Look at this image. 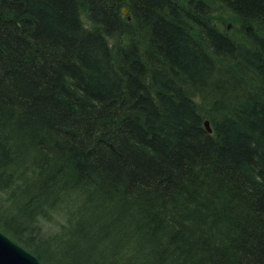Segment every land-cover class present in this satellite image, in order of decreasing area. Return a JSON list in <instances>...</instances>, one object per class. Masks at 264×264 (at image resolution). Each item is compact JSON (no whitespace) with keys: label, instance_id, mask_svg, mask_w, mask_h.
<instances>
[{"label":"trees","instance_id":"trees-1","mask_svg":"<svg viewBox=\"0 0 264 264\" xmlns=\"http://www.w3.org/2000/svg\"><path fill=\"white\" fill-rule=\"evenodd\" d=\"M0 231L43 264H264V0H0Z\"/></svg>","mask_w":264,"mask_h":264},{"label":"water","instance_id":"water-1","mask_svg":"<svg viewBox=\"0 0 264 264\" xmlns=\"http://www.w3.org/2000/svg\"><path fill=\"white\" fill-rule=\"evenodd\" d=\"M122 14L127 15V10L122 9ZM129 19V18H128ZM204 127L211 133L208 121ZM0 264H43L35 255L13 242L0 231Z\"/></svg>","mask_w":264,"mask_h":264},{"label":"rangeland","instance_id":"rangeland-1","mask_svg":"<svg viewBox=\"0 0 264 264\" xmlns=\"http://www.w3.org/2000/svg\"><path fill=\"white\" fill-rule=\"evenodd\" d=\"M44 224H47V223H43L42 225H40L41 226V232L44 235H52V234L56 233L57 228L55 227V225H52V224L44 225Z\"/></svg>","mask_w":264,"mask_h":264}]
</instances>
